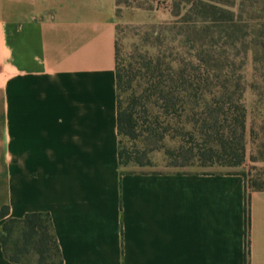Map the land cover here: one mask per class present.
<instances>
[{"label":"crops","instance_id":"crops-1","mask_svg":"<svg viewBox=\"0 0 264 264\" xmlns=\"http://www.w3.org/2000/svg\"><path fill=\"white\" fill-rule=\"evenodd\" d=\"M115 1L0 0V210L50 213L64 264H245L241 173L119 162Z\"/></svg>","mask_w":264,"mask_h":264},{"label":"trees","instance_id":"trees-1","mask_svg":"<svg viewBox=\"0 0 264 264\" xmlns=\"http://www.w3.org/2000/svg\"><path fill=\"white\" fill-rule=\"evenodd\" d=\"M120 0H117L119 3ZM171 20L139 37L124 56L116 40L119 162L132 152L122 137L141 138L161 149L169 137L180 146L167 155L182 164L241 167L246 160L248 109L244 69L252 55L256 109L264 111V0H164ZM150 7L161 0H145ZM144 3L143 6L144 7ZM253 163L264 161V113L250 130ZM143 165L144 156H137ZM252 171L256 174L253 175ZM241 173L246 180V255L250 264L251 192L264 191V168ZM3 206L0 243L8 260L64 264L48 212L8 217Z\"/></svg>","mask_w":264,"mask_h":264},{"label":"rangeland","instance_id":"rangeland-1","mask_svg":"<svg viewBox=\"0 0 264 264\" xmlns=\"http://www.w3.org/2000/svg\"><path fill=\"white\" fill-rule=\"evenodd\" d=\"M145 0H120L115 1L114 20L116 24V38L124 56H127L133 49L139 37L150 34L153 29H157L161 23L171 20L169 5L164 0L161 4L154 3L153 7L145 5ZM240 1V0H238ZM144 3V7L143 6ZM245 82L247 85L245 93V103L248 109L247 122V151L246 160L241 167H225L221 165L200 166L197 164H182V160H176L167 155L168 150L177 149L181 140L179 138L168 137L162 144L161 149L153 150L150 143L144 141L143 138L132 141L126 137H122V147L132 152V160L130 163L122 165L125 170H172V171H191V170H221L249 172L253 166L264 168V161L253 163L251 156L253 154V146L251 143L250 130L252 120L255 113H264L260 108L256 109L258 99L257 93L252 89L251 84L254 81V65L252 55H248L246 67L244 69ZM264 86V85H263ZM137 156H144L143 165H140ZM255 175L256 172L252 171Z\"/></svg>","mask_w":264,"mask_h":264}]
</instances>
